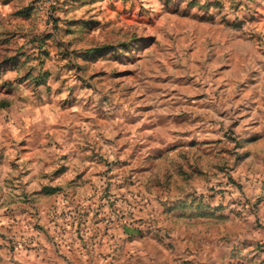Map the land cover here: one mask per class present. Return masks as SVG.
Instances as JSON below:
<instances>
[{"label":"rangeland","instance_id":"obj_1","mask_svg":"<svg viewBox=\"0 0 264 264\" xmlns=\"http://www.w3.org/2000/svg\"><path fill=\"white\" fill-rule=\"evenodd\" d=\"M29 185L76 264H264V0H0V217Z\"/></svg>","mask_w":264,"mask_h":264},{"label":"crops","instance_id":"obj_2","mask_svg":"<svg viewBox=\"0 0 264 264\" xmlns=\"http://www.w3.org/2000/svg\"><path fill=\"white\" fill-rule=\"evenodd\" d=\"M41 197L29 185V211L20 212V217H0V264H76L72 255L80 244L71 245L74 220L72 217H50L51 203L47 204ZM35 204L37 217L32 207ZM61 228L65 244L56 248L53 240ZM255 247L254 240L249 246L250 253L256 250Z\"/></svg>","mask_w":264,"mask_h":264}]
</instances>
